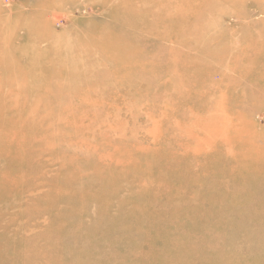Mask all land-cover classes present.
Returning <instances> with one entry per match:
<instances>
[{
	"label": "rangeland",
	"instance_id": "374dc122",
	"mask_svg": "<svg viewBox=\"0 0 264 264\" xmlns=\"http://www.w3.org/2000/svg\"><path fill=\"white\" fill-rule=\"evenodd\" d=\"M0 2L13 16L23 14L15 25L13 41L21 36L22 42L28 24L36 23L40 32L24 49L41 51L34 58L39 63L51 58V71L67 69L50 80L51 85L65 82L71 89L83 75L88 78L73 93L58 94L51 87L45 91L56 96L52 110L60 108L65 116L71 107V112L85 117L84 122L81 118L66 121L63 141L50 138L45 147L48 124L43 128L31 124L28 112L17 120L25 135L16 148L25 151L27 161L22 170H15L8 160L0 159L1 179L6 178L0 186V264H229L235 259L236 264H264V192L245 180L259 169L240 158L228 161L229 152L242 155L251 138L264 134V0H170L164 4L156 0L163 11L178 13L147 18H140V12L133 18L122 16L123 5L134 0H124L111 10H103L104 1H100L99 7L91 4L70 21L65 18L67 11L49 3ZM146 2L154 4L155 0ZM33 5L40 10L31 11ZM214 5L224 8L218 17L223 24L205 28V22L216 16L207 14ZM187 7L193 9L185 13ZM132 19L144 23L146 31H132L137 27ZM40 20L52 24L61 39L78 40V49L65 48L62 60L43 56L42 49L54 41L45 39L48 26L37 24ZM8 37V32H0V46ZM217 39L223 43L222 52L215 45L205 47L207 40ZM97 46L106 53L111 48L117 51L120 69L92 60ZM137 48L148 56L136 60ZM19 53L11 49L3 54L0 47L1 104L27 103L23 97L17 100L15 85L6 86L29 80L7 69L12 64L28 65ZM73 58H79L77 63H69ZM128 71L134 74L126 76ZM119 82L122 85H116ZM113 96L117 99L112 100ZM213 118L236 124L242 131L228 134L229 139L234 137L228 146L218 140V153L205 163L200 154L217 145L215 133L207 129ZM84 123L89 132L102 124L103 133L83 137L87 130L78 126ZM124 126L129 128L128 144L121 156L127 164L134 161L135 168H124L117 186L122 188L123 207L114 211L117 201L108 204L93 198L100 176L94 167L99 159L95 150L106 154V145L114 141L104 137L106 131ZM30 128L38 131L32 133ZM200 145L201 153L195 155L193 150ZM85 148L94 149L87 158L81 155ZM247 165L250 169H245ZM7 174L12 185L7 183ZM261 178L264 181V174ZM46 182H55L62 196L40 198L42 189L49 194L42 186ZM98 186L107 191L105 181ZM255 213L258 218H252ZM219 236L228 241L214 247Z\"/></svg>",
	"mask_w": 264,
	"mask_h": 264
},
{
	"label": "bare ground",
	"instance_id": "6f19581e",
	"mask_svg": "<svg viewBox=\"0 0 264 264\" xmlns=\"http://www.w3.org/2000/svg\"><path fill=\"white\" fill-rule=\"evenodd\" d=\"M35 1L43 2L44 6H46L47 3H49L51 5H55V7H57L60 10L63 9L65 11H67V13L65 14V18L70 21L73 19L76 20V18H75L76 12L80 13L81 15L84 14L82 12H85L84 10H87L86 8L91 4H93V8L96 9V7H99V2L104 1V2H102V5H103L102 9L103 10H109V9L111 10V9H113L114 6L121 4V2H123L124 0H84V1H81V0H35ZM169 1L170 0H158V2L162 3V4L169 2ZM154 6H157V7H154ZM122 9H124L122 12V16L130 15L132 18H133V14H135L136 12H140L139 13L140 18H143V15H145L146 18L151 17V16H156V14L160 17L161 16L165 17V16H174V15H176L175 13H178L176 11H170V10H166V9H165V11H163L162 10L163 8L162 9L159 8V5L156 2V0H155L154 4H148V2H146V0H134V2H128V3L124 4ZM192 9H193L192 7H187V10L186 11L184 10V11H185V13H188ZM32 10L33 11H39L40 8L35 7V5H33L31 8V11ZM9 11H10L9 7L4 5L2 2H0V32H2V34H6L7 32L9 33L8 40L7 41H5V40L1 41V46H0L1 52H3V54H4L5 51L11 50V49L16 51V52L21 51V53H19L20 54L19 57H21L23 61H26L28 65L26 64L27 66H25V68H22V67L18 68L17 64H12L11 66H8L7 69L9 71H12L14 74L13 76H15V77H19L20 74H24L25 76H27L29 78V80H28L29 82L28 81L24 82V81L19 80L16 82L11 81V82L6 83L7 84L6 86H9V87L15 85V87H17V96H16L17 100H20V98L23 97L27 101V103L19 102L17 104H13V105H10L8 103H5V104L0 103V159L8 160L13 165V168L15 170H22L23 164L27 161V158H25L26 153H25V151H22V149H20V147L16 148L17 147L16 145H18L21 142V139L24 137L25 132L23 131L22 128L19 127L17 120H20L22 115L25 112H28L27 115L32 120L31 124H33V125L36 124L37 126H39L41 128H43L45 125L48 124L46 131L48 130L47 132H48L49 136H46V139L44 141L45 147H47L48 141L51 142L49 140L50 138H52L53 141H58V142L60 140L63 141L65 139V134H66L65 128L68 130L67 123L73 119H80V118L84 122L85 117L82 115L74 114V112H71V107L68 108V110H69V113L67 114L68 116L67 115H65V116L61 115V113H59V111L61 110L60 108L57 109L58 112H56V110H52L51 102L53 100H55L56 96L53 93H50L48 95V94H46L45 91L49 90V88L51 87L54 90H57L58 94H62V93L64 94V93H67V91H70L71 93H73V90H77L79 88V86L81 87L80 84L83 82V79L86 80L88 78L86 77V75H83L81 80L79 81V84H77V85L75 84V86L71 87V89L67 88V85L65 82L62 84H55L54 83L53 84L54 86L51 85L50 80H54L59 75H63L64 73L68 72L67 69L64 70V68H61V70L56 69V70L51 71V70H49V66L53 62L51 58L49 59V61L47 63H39V61L34 60V58L36 57L35 55H37L41 51H37V49H34V48L31 49L29 47H26L27 49H24V46L28 43L29 39L33 40V38H35L36 35H38L40 32V28L36 25V23H32V25L28 24L27 36L24 37L22 42H21V38H20L21 36L16 38L17 42L16 41L14 42L12 37H14L15 31L17 29V27H15V25H16V23L19 22V19H20L19 16H21V15L23 16V14H17L16 16H13V14L10 13ZM210 12L216 13V16L214 18L210 19L211 20L210 22H205L204 27L210 28V26L217 25V24H218V26H222L223 21L221 20V18H218V17H220L219 13L224 12V8L221 6H218V5H214L213 7H211L207 11V14H209ZM79 19L81 20L82 18H79ZM112 19L115 20V19H117V17L114 15L112 17ZM132 20H133L132 21L133 26L135 27L137 25L136 29H134L132 31L137 30L140 33L146 31V29H145L146 26L144 23H142L140 20H136V21H134V19H132ZM54 21H56V19ZM37 24L47 25L48 27L45 28L46 32H44L45 39L49 38L50 40L54 41L53 44L48 43V45H45V47L42 49L43 50V52H42L43 56L48 58L49 55H53V59L62 60L64 57L63 56V50L65 48L71 47V48H74L75 50H77L78 47L80 46V42L78 43V40L76 41V40L71 39V38L61 39V37L57 34V32H56L54 26H52V24L51 25L49 23L46 24V21H44V20H40ZM53 24H55V22H53ZM96 35H98V34H96ZM90 39H92V38L90 37ZM205 43H206L205 44L206 48L211 47V45L217 46L216 47L217 52H222V50L224 49L223 43L221 42V40H218V39L213 41V42H211L210 40H207V42H205ZM141 47H143L142 44H141ZM102 49L103 48H100L98 46L93 49L94 52L92 55L94 57L92 56L93 57L92 60H94L96 62H99L102 60V61H105V63H107V64L115 65L117 67V70L120 69L119 65H121L122 63L120 61V58L117 56L118 55L117 51H114V49L111 48L109 50V52L106 53V52L102 51ZM134 51L135 52L133 53L134 54L133 57L136 60L141 61L143 57L148 56V55H146L147 53H144L139 48L134 49ZM236 52L241 53L242 50L234 51L233 53H236ZM211 59H212V57L209 58L208 60H211ZM78 60H79V58L78 59L73 58L69 63L75 64V63H77ZM223 67H224L223 65L222 66L220 65V68H223ZM107 69H108V67H107ZM229 69L232 70V72L234 71V67H232V66H229ZM0 72H1V70H0ZM78 72H80V70ZM61 73H63V74H61ZM41 74H46L47 76L44 77V76H41ZM133 74H134L133 71L131 73L129 71L126 72V76L127 75H133ZM34 75H37V77H38V75H40V77H38V78L36 77L35 80L34 79L31 80V78H34ZM176 75H179V74H176ZM49 77H50V79H48ZM90 80L91 79L89 78V81ZM116 85H122V84L119 82V84H116ZM178 86L180 87V84L177 85V87ZM185 88H186V86H185ZM174 89H176V88H174ZM100 90H101V88H100ZM100 90H98L96 92L97 96H98V93ZM100 93H99V95H100ZM176 93H179V92H176ZM175 95H177V94H175ZM261 95L264 96V94H261ZM183 96H184V94H183ZM111 99L116 100L117 98H115L113 96V97H111ZM226 99H227V96H226ZM88 101L90 103H92V102H94V99H91L89 97ZM172 101H173V99H172ZM176 102H178V101H176ZM224 106H225V104H224ZM177 108L178 107H176V109ZM187 109L189 110V108H187ZM164 110H167V109H164ZM192 113H194V112H192ZM238 114L241 115L242 113L240 114L238 112ZM13 115H16L17 117H15ZM168 115H167V117H168ZM149 116H151V115H149ZM169 116L173 117V115H169ZM54 118H57L55 122H53ZM101 118H103L104 121L107 120V118L104 119L103 114H101ZM234 118H235V116H234ZM148 120H151V119H148ZM66 121H67V123H66ZM193 121H195V120H193ZM97 124H98V122H96V125ZM251 124H252V126L256 125L254 122H252ZM63 125H65V128ZM210 125L211 126H207V129L212 132V133H210L211 135H213V133H215L214 139L217 140V145L214 147V149H212V151L206 150L205 154L201 153V149H202L201 145H203L205 142L202 143L199 147L194 146L195 148L193 150L195 155H199L201 153L200 156L202 155L205 163H207L210 158L216 156V153H218V150L221 147V143H218V140H224L225 141L224 147L228 146V145L234 143V141L232 140V138H234V137L229 139L228 134H230L232 132L233 134L238 135L242 131V130H240L241 129L240 127L236 126V124L235 125L230 124L229 122H228V124H226L224 121L216 119V118H213V121H211ZM83 126L85 129L88 128V125H86L85 123L81 124L78 127L82 128ZM100 126H102V124H99V126H97L96 131H90L89 132L88 129H86L87 133L83 134V137L87 138V136L91 135V134H93L94 137H96L97 135H100L101 133H103V129ZM90 127H91V125H89V128ZM158 127H160V125ZM111 128L109 131H106L107 133L104 136V137H108V138L111 137L114 140V141H111L109 144L106 145L108 152L106 154L100 152V155H99L98 152L100 150H95V152L98 154L99 159L95 160L94 167L98 169V173L100 174V176H98V178H97L98 181H96L95 185H94V188L97 191V193L95 194V196L93 198H95L96 200L99 199V200L105 201L108 204H112V201L115 200L118 202V204H117V206H115L116 208H114V211H121V209L123 207L122 188L117 187V186H118L119 181L121 179L124 168H126V167L135 168V163H134V161H132L131 163L127 164L126 160H124V157L121 156V155H123V151H122L123 148H125L126 145L128 144L125 141V138H126V135H128V133H129V128L127 126L122 127V130H120L119 128H112V129ZM182 128L184 130V126ZM243 129H245V128H243ZM29 131H31L32 133H36V131H38V130H34L33 128H30ZM50 131L53 132L52 135H50ZM244 134H247V133H244ZM44 135H46V134L44 133ZM191 139H193V138H191ZM179 140H180V138H179ZM185 141H188V140L185 139ZM191 141H193V140H191ZM213 143H214V141H213ZM191 144H193V143H191ZM110 147L113 150L109 151L108 148H110ZM208 148L210 149V147H208ZM67 150L68 151H74V147H71V148L67 147ZM188 150L189 149H187V151ZM76 151H78V150H76ZM90 151H94V149L85 148V150H83V152H82L83 154L81 153V155L83 157L87 158L88 157L87 155L90 153ZM188 153H190V152L188 151ZM73 154H75V153H73ZM225 154H227V153H225ZM228 154H229L228 155V161L240 158V160L242 162L245 161L244 162L245 164H251L250 166L254 165V167L256 169H259L258 172H256V173H254L252 171L253 176L247 177L245 180L249 181V183H251L252 185H255V187L257 189L256 191L261 192V193L264 192V181L261 178L262 175L264 174V134L262 136L256 138V139L251 138L246 144V152H243L242 155L235 154L232 152H229ZM200 156L198 157V159L201 158ZM193 157L194 156H191V159H193ZM180 160L181 159H179V157H175V161L179 162ZM242 162H241V164H242ZM86 163H88V162H86ZM250 166L247 165L245 167V169H250L249 168ZM90 167H92V166H90ZM199 168H201V167H199ZM214 168H216V166H214ZM255 176H257V178ZM1 177H2V175L0 174V186L4 182L6 183V178L1 179ZM104 181L106 183V188H107L108 192L107 191L104 192L103 190H100V188H99L100 186H98V184H101V182H104ZM7 183L12 185V181H11L9 174H7ZM159 184H162V183H159ZM56 185L57 184L55 182H46V185H42L44 188L49 189V194L46 195L42 189V196H40V198H50L52 196L61 195V193H60L61 191H60V189H58V187ZM163 187H165V186H163ZM90 188H92V190L94 189L93 187H90ZM27 192L28 191H26L23 195H25ZM32 192L35 193L34 190ZM109 192H113V193L108 194ZM263 206H264V204H263ZM111 208H113V206ZM250 215H251V213L249 214V216ZM257 215L258 214L255 213L253 215L254 217H252V218H258ZM263 217H264V214H263ZM227 241H228V238H224L222 236H219L218 241L213 246L217 247V245H223L224 242H227ZM240 248L241 247L238 246V249H240ZM236 263H237V259L232 260V262H230L229 264H236ZM225 264H226V262H225Z\"/></svg>",
	"mask_w": 264,
	"mask_h": 264
}]
</instances>
